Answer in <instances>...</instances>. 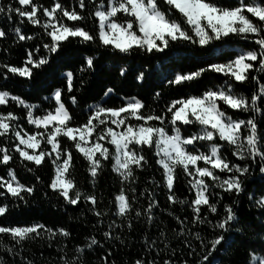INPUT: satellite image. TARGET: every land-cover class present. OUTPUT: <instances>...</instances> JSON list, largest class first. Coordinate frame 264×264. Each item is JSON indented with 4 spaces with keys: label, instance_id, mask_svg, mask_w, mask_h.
I'll return each mask as SVG.
<instances>
[{
    "label": "snow or ice",
    "instance_id": "1",
    "mask_svg": "<svg viewBox=\"0 0 264 264\" xmlns=\"http://www.w3.org/2000/svg\"><path fill=\"white\" fill-rule=\"evenodd\" d=\"M163 3L167 10H162L161 0H74L72 4L67 0H50L48 6L36 0H15V6L0 3V14L8 20L19 17L20 25L41 30L28 35L16 26L10 36L0 28V40L14 38L13 43L21 50L27 49L23 51L22 63H0V81L6 82L0 84V89H4L0 90V106L22 109L20 114L0 111V166L7 170V179L0 176V217L10 214V203L29 204L28 197L37 194L35 184L21 183L11 167L10 162L20 160L28 162V172L51 165L54 176L46 185L51 194L69 207H82L81 202L87 205L86 210L96 221L92 227L102 233V239L90 236L83 246L74 245L71 254L64 243L57 249L58 264H87L92 252L110 247L105 242L124 243L114 231H131L134 220L143 217L146 226H153L156 211L161 207L155 188L166 190L169 204L179 203L191 209L190 217H175L179 227L173 230L181 238V251L186 248L187 255L194 257L191 264H217L221 251L227 254L233 247V235L247 234L251 226L244 224L241 216V205L247 200L259 213V247H251L249 264H264V0ZM89 20L95 27L85 26ZM241 41L242 50L221 57L222 63L209 62L208 68L166 76L167 84L183 98L167 103L163 112L146 104L151 90L163 86V81L154 82L144 68L152 58H160L157 53L167 55L165 50L175 45L208 50L217 42ZM77 44L86 48H78ZM86 50L90 52L88 56L83 55ZM104 59L117 66L109 73V81L101 80L96 85L107 98L105 103L115 100L126 86L139 88L140 92L119 96V106L90 105L86 116L82 109L75 114L66 101L78 107L77 96L65 95L73 93L75 65H82L79 72L83 77L97 71ZM130 59L140 60L139 68L127 66ZM69 66L74 70L64 73L63 78L54 76L55 83H47L45 77L50 73ZM209 71L220 74L215 83L208 81L211 87L200 79ZM84 82L82 79L81 83ZM108 83L112 86L108 87ZM246 83L252 89L249 95H242L240 88ZM27 84L37 95L40 91H50L51 95L36 105L7 90L10 85ZM189 85L197 92L200 87L205 90L189 96L185 91ZM160 97L161 93L156 92L154 99ZM243 114L247 115L240 118ZM153 150L155 164L162 170L160 182L154 180L152 190L146 187L138 192L134 186L139 179L137 170L143 173L152 167L146 153ZM77 155L86 161L93 184L98 174L111 165V172L121 185L112 202L114 210L102 209V201L94 192L86 193L77 185L71 175ZM177 169L183 172L194 193L190 199L177 201L173 195ZM254 172L259 174V198L250 191L256 179L248 183ZM35 180L42 183L39 176ZM44 196L48 197L49 192L45 191ZM226 199L228 203H224ZM109 217L120 222L111 219L105 230L103 221ZM205 231L210 239L202 235ZM45 236L48 247H52L58 237L67 241L72 233L66 227L52 228L44 223L0 225V248L9 256H20L21 264H35L23 257L25 245ZM159 236L162 248L157 247V240L145 236L147 253L155 255L152 259H137L135 264H158L156 257L169 250L170 255L162 264H174L176 248L163 229ZM110 254L101 257L103 264H107ZM0 264H4L2 256ZM183 264L190 262L185 259Z\"/></svg>",
    "mask_w": 264,
    "mask_h": 264
},
{
    "label": "trees",
    "instance_id": "2",
    "mask_svg": "<svg viewBox=\"0 0 264 264\" xmlns=\"http://www.w3.org/2000/svg\"><path fill=\"white\" fill-rule=\"evenodd\" d=\"M37 3L44 4L48 6L50 0H36ZM74 0H67L68 4H72ZM0 3L8 4L12 3L15 6V0H0ZM162 10H167V6L161 0ZM69 24L73 22H68ZM16 26H20L28 35H36L38 31L32 25H20L19 17H15L12 20H8L4 15L0 14V28L5 29L9 32V35L12 34V29ZM89 29L95 27L92 21L89 20L87 25ZM14 39V38H13ZM13 39L7 41L0 40V63L20 64L23 60V51L19 46L13 43ZM24 43V42H20ZM28 44H31L32 41H28ZM243 41L240 43H229L221 44L217 42L216 45L211 46L208 50H197L192 46H181L175 45L171 50L166 49L165 53H157L156 56L160 58H152L150 64H145L144 68L147 72L152 74V80L156 83L163 81L162 87H156L151 90V94L146 96V104L151 108L155 109L158 112H163L167 103H171L173 99L183 98L182 95L176 93L173 90V86H169L167 81L164 79L166 76L174 75L177 73H187L188 71H196L199 68H208L209 62H224L221 57H226L228 54L233 52H239L242 50ZM78 48H86V45L77 44ZM5 49H10V51H4ZM247 50V49H244ZM90 52L88 50L83 52L84 56H88ZM97 59H99V54H97ZM141 61L136 60L128 61L127 66L139 68ZM82 65H75V80H74V90L73 93H65V95L75 94L79 101V106H72L71 101H66L70 110L75 114H79L81 109L83 110L84 116L87 115L90 105L104 104L106 107L119 106L120 100L119 96L125 95V93L136 95L140 92L139 88L126 86L118 94L115 100L108 101L106 97L100 93L99 88L96 86L97 82L103 80L105 82L109 81V73L112 72L114 67H117L113 64L110 59H104L100 64V67L97 71L91 73H85L83 77L79 72V68ZM73 67H63L59 68L55 73H50L45 80L47 83H55L54 76L63 78V74L67 71H73ZM253 75H261L259 73L253 72ZM220 76V74H213L212 72L206 73L204 77L200 79L203 80L206 84L211 80L213 83L216 82L215 77ZM84 80V83H81V80ZM222 80V77H221ZM6 83L0 81V84ZM139 83V82H137ZM47 86V84L45 85ZM62 87V85H57ZM108 87H111L112 84L108 83ZM211 87V84H208ZM117 87H120L119 82H117ZM252 89L250 83H246L241 86L240 94L249 95ZM4 90V89H0ZM13 94L20 95L30 104L39 105L41 100L45 96H50V91H40L37 95V91L33 89L30 84L24 85L23 87H17L10 85L7 89ZM204 87L199 88V92L193 90L192 85H189L185 89L189 96L198 95L204 91ZM156 92L161 93L159 100H155L154 96ZM138 98H142L138 96ZM45 104H48V101H44ZM54 103V101L52 102ZM51 110V109H49ZM0 111H15L17 114L22 112V109L15 106H0ZM247 114H243L240 118H245ZM83 117H81V122ZM26 123V122H25ZM31 128L32 126H27ZM183 130V126H182ZM154 150L147 152L146 155L152 165L147 171L141 172L137 170V176L139 177L137 184L134 185L138 188V192H143L146 187H149L152 190L151 182L157 181L160 182L161 171L158 170L159 166L155 164L156 157L154 156ZM228 155V153H225ZM233 160H236L235 157H232ZM107 165V162H105ZM202 164V162H200ZM245 163V162H240ZM11 167L15 170L17 178L21 183L28 185H33L37 187V194L35 197H28L30 201L29 204H24V202H13L9 204L11 209L10 214H7L5 217H0V225L3 226H30L32 223H44L47 227L57 228L60 226L68 228L72 237L67 241L62 238H57L56 241L52 242V247H48V240L45 236L43 239H38L34 242H30L25 245L23 257L25 259L34 260L35 264H58V252L57 249L62 247L64 243H67L69 254L74 245L83 246L86 243V239L90 236H97L98 239H102V233L97 229L93 228L92 225L96 223L94 217L90 212H88L87 205L82 207L75 208L64 205L62 202L57 200V197L51 194V190L46 187L47 183L50 181V178L54 176V168L49 166H41L39 169H34L33 172L27 171L28 162H21L16 160L15 162H10ZM72 177H74L77 185L84 192H94L98 200L102 201L101 208L106 210L109 207H112L114 210V201L115 195L119 193L121 187L118 182L116 174L111 172V165H107L105 169L98 174L95 184H93L92 178L87 171L86 161L79 155L75 160V164L71 171ZM0 176H3L7 179V170L3 166H0ZM39 176L42 183H37L35 177ZM259 174L254 172L253 176L250 177L248 183L251 184V180L256 179L255 184H251L250 191H254L257 198L261 195V192L258 190L260 188ZM2 191V189H0ZM49 192V196L45 197L44 192ZM219 191V190H217ZM156 196L159 199L161 205L160 209L156 211V222L153 226L148 227L144 222V218L140 220L133 221V229L131 231L126 228L121 230L119 233L114 231V235L120 234L124 243L120 241H107L106 245L110 247H105L104 249H97L92 252L87 257V264H103L101 257H104L108 253L107 264H135L137 259H152L155 255L153 252L149 255L146 251V246L143 243L145 236H148L150 240H157V247L162 248L163 245L160 243L161 237L159 236V230L163 229L171 242L172 247L176 248V256L173 257L174 264H183L185 259H188L190 264L193 261L194 257L187 255L188 250L185 248L183 252L181 251L182 243L181 238L176 237L173 230H178V222L175 219L176 216L181 218L190 217L191 209L187 205H180L176 203L175 205L169 204L167 201L166 190L162 188H155ZM129 195H131L129 193ZM174 197L177 201L190 199L193 197L194 193L190 190L189 185L187 184V178L180 169L176 170V180L174 183ZM8 203L7 200L3 201ZM146 204V201H143ZM226 199L224 203H228ZM17 204L19 206H17ZM243 211L241 216L243 218V223L250 225L246 235L234 234L232 239L235 241L233 247L225 254L223 251L220 253V258L217 261V264L221 262L231 261V264H249L250 261V249L252 246L259 247L258 240V230H259V213L256 209L245 200L241 205ZM171 212L172 215L168 213ZM111 219H119L116 217L105 218L104 228L107 229V225ZM202 235L206 236L208 239L211 238L208 232H202ZM4 243H8L7 238H5ZM197 242H194V244ZM170 255V250L165 253L162 252L160 256H157L156 259L158 264H162V260L167 258ZM0 256L4 258V264H21L20 256H9L7 253L0 248Z\"/></svg>",
    "mask_w": 264,
    "mask_h": 264
},
{
    "label": "rangeland",
    "instance_id": "3",
    "mask_svg": "<svg viewBox=\"0 0 264 264\" xmlns=\"http://www.w3.org/2000/svg\"><path fill=\"white\" fill-rule=\"evenodd\" d=\"M31 151V150H30Z\"/></svg>",
    "mask_w": 264,
    "mask_h": 264
}]
</instances>
